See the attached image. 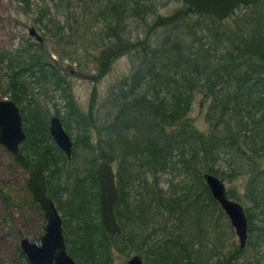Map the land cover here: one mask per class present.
Masks as SVG:
<instances>
[{
    "label": "trees",
    "instance_id": "16d2710c",
    "mask_svg": "<svg viewBox=\"0 0 264 264\" xmlns=\"http://www.w3.org/2000/svg\"><path fill=\"white\" fill-rule=\"evenodd\" d=\"M72 1L50 3L57 11H69ZM78 1L83 18L74 19L77 26L67 24L68 36L66 28L49 17L47 6L33 23L44 27L63 49L84 36L89 56L97 47L103 59L114 60L125 52L135 55L127 83L109 92L106 104H112L108 102L112 98L120 105L115 104L112 120L101 128L109 131L104 143L111 152L120 139L123 147L131 146L133 151L125 154L122 147L115 157L93 147L86 134L76 138L72 160H67L48 132L47 117L32 89L51 84L61 90L68 108L74 109L70 119L84 133L88 123L75 108L66 79L39 51V43V48L29 44L0 54V91L20 106L28 137L12 160L26 168L38 161L44 168L47 193L62 212L68 252L80 264H114V247L121 253L135 250L143 264H237L248 247L255 251L264 244V0L241 6L245 11L230 16V21L191 14L185 6L164 16L152 9L149 0ZM70 19L67 13V22ZM93 20L104 26L98 44L93 35L88 37V31L84 35L80 29L92 28L88 23ZM140 27L146 36L133 41L132 31ZM196 96L205 105L207 130L200 131L191 123ZM122 130L127 131L122 135ZM78 145L84 153L76 154ZM128 155L134 161H127ZM119 158L121 164L129 162V167L142 164L139 194L143 201L130 206L128 197L124 200L125 182L119 181L126 219L134 217L138 225L129 229L124 220L120 234H109L101 223L94 167L101 159ZM72 162L77 167L81 163L87 173H75L77 168L71 172L66 166ZM221 163L229 169H222ZM163 171L182 172L191 180L180 189L171 182V191L162 190L157 174ZM205 172L224 181L236 180V184L244 181L243 192L236 185L227 188L230 198L250 201L245 209L248 238L255 237L244 247L233 241L227 248L226 239L235 230L212 197ZM85 181L91 189L88 195L79 189ZM1 193L9 205L15 204L10 188L5 186ZM16 250L17 261L30 264L19 245ZM255 260L260 262L258 257Z\"/></svg>",
    "mask_w": 264,
    "mask_h": 264
},
{
    "label": "rangeland",
    "instance_id": "374dc122",
    "mask_svg": "<svg viewBox=\"0 0 264 264\" xmlns=\"http://www.w3.org/2000/svg\"><path fill=\"white\" fill-rule=\"evenodd\" d=\"M50 1L51 0H28L26 3L24 0H0V54L8 52V50H16V48L23 45L32 44V46L36 48L38 47L37 45L41 44L40 48L38 47L39 51L43 53L47 61L54 68H57V71L62 73L61 75L66 79V82L71 89L70 98L73 100L75 108L84 117L86 116L88 128L86 129V133H84L78 128L76 122L70 119V114L74 109L72 110L68 108L66 101L62 97L61 90H54L55 88L51 86V84L34 87L32 89L36 101L42 106L47 120L49 121L50 117L58 116L60 121H65V123L68 124L67 132H69L74 142L77 137H85L84 135L88 134V139L93 147L103 149L106 152H111L110 148L104 143V140L108 138L107 135L109 131H103L101 128L107 126L108 122L112 120L113 113L117 109L115 107L117 105L115 104H119V102H114V99L112 98L108 101L112 104L108 105L106 102L111 90H116V88H118L117 86L121 87L122 83L125 84L129 80L134 69L135 55L125 52L124 56L118 55L114 60L112 58L103 59L100 53L102 52V49L97 47L96 51H91L92 54L89 56L85 52L84 36L79 39L74 38L72 42L73 44L64 48L65 50L62 47H59L56 39L51 37L49 33H46L44 27L34 25L33 21L41 15L39 12L40 9L47 6L49 8V17L55 19L59 26L62 25L66 28L69 26L67 24H71V22H73V25L77 26L76 23H74L76 17L79 22L82 21L83 15L81 13L83 6L81 1L73 0L70 3L71 6L69 11L61 9L57 11L53 8ZM147 1L148 0H145V2ZM148 4L152 5L154 11L156 10V12L164 16L178 8L184 7L182 0L171 1L169 4H167L166 0H149ZM244 11L245 9L240 7L232 12L230 16L240 15V13ZM67 13L70 14L71 18L68 22L66 20ZM92 13L93 18L95 15L94 10ZM229 17H227L225 21H230ZM88 24L92 28L88 29L87 26L84 25L80 28L81 33L86 35L88 31L87 36L90 37L93 35L96 43H100V32L103 31L104 26H101L100 23H95L94 20L92 21L93 25L90 23ZM32 26L36 28L38 34L44 39L40 44L36 39L28 36V30ZM68 32L69 31L66 28V35ZM145 34L146 32L144 28L140 27L139 29L132 31L134 37L132 40L135 41L138 38L143 39L146 36ZM0 98L9 97L5 96L0 91ZM192 105L193 107L189 114L191 123H193L200 131L207 130L208 125L205 123V117L203 115L205 105L201 103V97L196 96ZM128 113L129 112H127V116ZM126 131L127 130H122L120 133L123 135ZM122 144L123 140L120 139L119 143H117L116 150L110 154L115 155L116 157L119 149L121 150L123 147ZM135 145L133 146L136 147ZM76 147V154L84 153L80 145ZM123 150L125 151V154L133 151L132 147L127 145L123 147ZM98 151L95 153L98 154ZM126 159L129 162L134 161L133 157L129 155L126 156ZM127 161L123 168L129 166V162L127 163ZM121 162L120 158L113 161V168L117 173ZM80 166L82 168L81 163ZM66 167H69L72 172L77 168V162L69 163ZM220 167L224 170L229 169L227 163H221ZM245 169L246 167L242 168V170ZM29 176V169L16 164L12 160V155L7 152L4 146L0 145V264H22L20 261H17L18 250H16L20 238L28 237L32 241L39 243L41 239L40 235L45 228L46 217L44 216L42 209L37 203H30L32 202V196L25 186ZM157 176L160 181L158 188L166 191H171V182L180 189L179 187L183 186L185 181L188 179L191 180V176L182 172L176 173L175 171L173 173L171 171H163V173H159ZM151 179L152 177L149 178L150 181H152ZM61 181H63V179H61ZM235 181L232 182L225 180L226 187L229 188L236 185L237 189L243 192V188L245 187L244 181H237L238 184H236ZM5 186L10 188L12 197H14L16 201L13 205H9V203L5 201V197L2 196L1 189ZM233 199L236 200L235 198ZM238 201L241 202L245 209L250 205V201L246 199L245 202ZM5 217L9 222L8 220H5ZM224 217L227 223L230 222V219H228L226 215ZM149 230L150 227L147 228L146 232ZM254 237L255 234L251 236V239L254 240ZM248 239L251 240L250 236ZM233 241L238 243L235 232L226 239L227 248L230 247ZM246 250L247 251L244 255L239 258L237 264H257L255 260L256 257L260 260L258 264H264V244L258 249H255V251L250 247ZM134 253H136V251L131 250L128 254V249L126 252L120 253L114 247L112 251L114 264H124Z\"/></svg>",
    "mask_w": 264,
    "mask_h": 264
},
{
    "label": "water",
    "instance_id": "95a60500",
    "mask_svg": "<svg viewBox=\"0 0 264 264\" xmlns=\"http://www.w3.org/2000/svg\"><path fill=\"white\" fill-rule=\"evenodd\" d=\"M186 12L191 14H204L213 18L227 19L232 12L241 6L251 7L260 0H182ZM29 35L36 37L38 43L43 42L35 27L29 28ZM48 132L59 149L70 159L72 156L73 142L70 135L63 128L58 116L50 119ZM27 140L23 130L22 115L17 103L12 99L0 98V145L4 146L10 155L19 153L20 145ZM99 182L101 223L107 233L120 232V225L116 220L114 207L118 200L119 192L115 182V172L112 163L101 159L95 170ZM29 178L25 186L31 193L34 202H37L46 217L45 231L39 243L28 237H23L20 248L30 264H80L66 248L63 235L62 216L55 202L47 195L46 174L42 165L35 161L31 164ZM203 178L210 189L212 197L219 203L225 215L230 219L232 228L239 241V246L244 247L248 242V218L241 202L230 198L227 194L225 181L212 173L205 172ZM125 264H143L142 258L134 254Z\"/></svg>",
    "mask_w": 264,
    "mask_h": 264
},
{
    "label": "flooded vegetation",
    "instance_id": "af4514ba",
    "mask_svg": "<svg viewBox=\"0 0 264 264\" xmlns=\"http://www.w3.org/2000/svg\"><path fill=\"white\" fill-rule=\"evenodd\" d=\"M28 36H30L29 35V31H28ZM30 37H32L33 39H36V37H33V36H30ZM37 41V40H36ZM7 99H9V98H7ZM11 99V98H10ZM17 106H18V108H19V110H20V112H21V109H20V106L17 104ZM21 115H23V113L21 112ZM52 117H50V119H51ZM23 119H24V117L22 116V123H23V130H24V132H25V125H26V123H24V121H23ZM50 119H49V121H50ZM48 120H47V122H48V129H49V125H50V122H49ZM62 124H63V128L66 130V132H67V127H66V123H65V121L64 122H62ZM68 134H69V132H68ZM70 135V134H69ZM70 137H71V135H70ZM28 138V137H27ZM71 140H72V137H71ZM25 142V141H24ZM23 142V143H24ZM72 142H73V147H72V152H73V148H74V141L72 140ZM23 143L20 145V148H19V153L21 152V148H22V146H23ZM57 145V144H56ZM59 148V147H58ZM71 152V153H72ZM18 153V154H19ZM18 154H16V155H18ZM13 156V155H12ZM72 156H73V153H72ZM72 156H71V158L70 159H68L67 158V160L68 161H71L72 160ZM100 161V160H99ZM99 161H98V163H99ZM109 161V160H108ZM38 162V161H37ZM112 163V167H113V162H111ZM125 164V163H124ZM124 164H121L120 165V167H119V170H118V173L115 171V169L113 168V171L115 172V182H116V187H117V191L119 192V195H118V200L116 201V204H115V207H114V213H116V209H117V213H119V215L120 216H118V214L116 213V220H117V223L120 225V228H121V231L120 232H112V233H117V234H120L121 232H122V222H124V220H126V224H127V226L129 227V229H132L133 227H135V226H137L135 223H137L138 221H137V219L136 218H129V219H126L127 218V215H126V213L124 214V211H123V209L125 210V202H124V200L126 199V197H128V199H129V201L131 202V203H133L135 206H138L139 204H140V202H141V200L143 201V197H141V195L139 194V191H140V188H139V185H140V180L139 179H141V175L143 174V170H142V164H140V163H131V164H136V166H133V165H130V167L128 166L127 168H123V166H124ZM41 165V164H40ZM80 165V164H79ZM98 166V165H97ZM97 166L96 167H94V175H95V177H97V175H96V172H95V170H96V168H97ZM29 169V171H30V168H28ZM44 169V168H43ZM122 169V170H121ZM44 172H45V170H44ZM72 172H74V170L72 171ZM76 172H79V173H87V170H85L83 167L81 168V166H78L77 167V169H75V173ZM78 176H80V177H82V175H78ZM88 176H89V178H90V174H88ZM137 180H139V181H137ZM98 181V180H97ZM119 181H122L123 183H124V185H125V187L123 188V190H125L124 192H126L125 194H126V196H124V200H123V196L122 195H124L123 194V192L121 191L120 192V189H119ZM138 188V189H137ZM79 189L81 190V192L84 194V195H88L89 194V191L91 190L90 189V186H89V183L88 182H84V184L83 185H79ZM136 189H137V191H136ZM141 192V191H140ZM31 194V193H30ZM47 195H48V193H47ZM52 199V198H51ZM53 200V199H52ZM54 201V200H53ZM32 203H37V202H34L33 201V198H32ZM38 204V203H37ZM99 204H100V197H99ZM56 205V204H55ZM38 206H39V204H38ZM131 206V205H130ZM133 206V205H132ZM101 210V209H100ZM59 213H60V215H61V212L59 211ZM130 214H129V216H133V212H129ZM62 219H63V216H62ZM45 227V226H44ZM62 227H63V221H62ZM44 231H45V228H44ZM44 231H43V233H44ZM43 233L40 235V237L43 235ZM63 235H64V227H63ZM23 238V237H22ZM22 238H20V241H19V247H20V242H21V240H22ZM41 240V239H40ZM66 242V241H65ZM66 248H67V246H66ZM21 249V248H20ZM117 250V249H116ZM118 251V250H117ZM121 253V252H120ZM134 254H137V255H139L140 257H141V255L140 254H138V253H134ZM133 254V255H134ZM132 255V256H133ZM131 257V256H130ZM129 257V258H130ZM128 258V259H129ZM142 258V257H141ZM127 259V260H128ZM126 260V261H127ZM142 260H143V258H142Z\"/></svg>",
    "mask_w": 264,
    "mask_h": 264
}]
</instances>
